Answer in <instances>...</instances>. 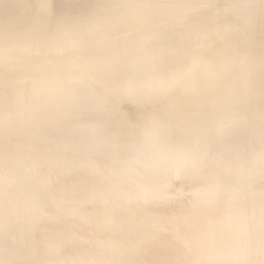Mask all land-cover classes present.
<instances>
[{
	"label": "clouds",
	"instance_id": "1",
	"mask_svg": "<svg viewBox=\"0 0 264 264\" xmlns=\"http://www.w3.org/2000/svg\"><path fill=\"white\" fill-rule=\"evenodd\" d=\"M0 264H264V0H0Z\"/></svg>",
	"mask_w": 264,
	"mask_h": 264
}]
</instances>
